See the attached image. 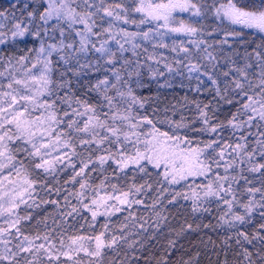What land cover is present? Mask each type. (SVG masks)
<instances>
[{
    "label": "snow or ice",
    "instance_id": "obj_1",
    "mask_svg": "<svg viewBox=\"0 0 264 264\" xmlns=\"http://www.w3.org/2000/svg\"><path fill=\"white\" fill-rule=\"evenodd\" d=\"M177 10L189 19L177 21ZM225 21L242 28L228 30ZM244 28L259 33V42ZM170 34L187 39L165 43ZM0 69L8 81L0 84V264H82L81 253L89 264H169L179 237L196 230L190 223L169 227L180 201L201 216L215 205L217 223L204 227L231 233L223 247L234 240L236 264H264V5L249 11L233 0H14L0 10ZM145 75L158 88L184 76L195 80L193 92L212 98L185 95L183 106H166L163 118L154 109L150 118L139 111L149 97L136 94L148 87ZM85 76L95 80L77 96L73 79ZM189 104L191 118L182 111ZM69 168L64 183L78 191L54 186ZM38 189L63 190V205L40 198ZM46 204L57 209L51 225L45 216L33 226L42 231H25L33 220L28 210ZM117 213L126 214L113 223ZM100 216L105 222L95 233ZM77 219L93 234L68 235ZM165 228L174 238L156 258L149 246Z\"/></svg>",
    "mask_w": 264,
    "mask_h": 264
},
{
    "label": "trees",
    "instance_id": "obj_2",
    "mask_svg": "<svg viewBox=\"0 0 264 264\" xmlns=\"http://www.w3.org/2000/svg\"><path fill=\"white\" fill-rule=\"evenodd\" d=\"M221 1H227V0H219ZM14 1H8V0H0V10H5L10 7V5ZM20 3H23V0H20ZM233 3H236L237 6H245L246 10H258L261 8L262 5H264V0H233ZM253 5L255 7H253ZM19 15V13H17ZM207 22V21H206ZM204 22V23H206ZM227 25V24H226ZM199 27V25H197ZM228 30L235 29L236 31H240V28L232 27L230 24L227 25ZM243 33H251L247 36L249 40L255 39L257 42H259L260 34L254 33L249 30L243 29ZM218 38H221L220 36ZM173 38L166 37L165 43H171ZM179 40V39H177ZM186 40V39H185ZM144 43V46L148 48L149 53L153 52V48L150 44H147L145 42H139ZM142 55L141 59H143V52L142 49L140 50ZM157 54L163 53V55L167 56L170 60L172 57L175 56L174 53H171L169 50L166 49H155ZM126 56H130L131 53H125ZM2 70V69H0ZM161 70H163V67L161 65ZM99 75V74H96ZM69 77H71V74H69ZM53 79H58V73H54ZM165 78H160V83L164 82ZM92 80L94 82L95 76L88 77L85 76L81 78L79 81H76L73 79L72 83V90L75 92L77 96H83L86 88H87V81ZM145 82L148 84V87L145 88H138L136 89V94L140 97H149L147 102L145 103L144 109H139L141 114H147L150 118L154 115V109L155 115L158 118L164 117L163 109L166 106H170L172 104H177L178 107L183 106L184 101L183 97L187 95L188 100H201L207 103L212 98V93L204 91L201 94H197L191 90L192 87H195V80L189 81L184 76H176L174 79H172V87L171 88H158V85L155 81H149L147 79V75H145ZM63 95V91L60 93ZM92 99H95V93L89 94ZM60 107H66L64 105H60ZM182 111L185 115H187L189 118L194 113V105L189 104L187 107H183ZM170 114V113H169ZM174 119H178L179 117H173ZM224 117L221 115V119ZM166 127V126H161ZM227 133H225L226 135ZM79 150V149H78ZM72 174V170L69 168L66 171L59 174V183L55 184V187H61L67 188L69 190H79V185H73L71 183L65 184L64 182L69 179V177ZM93 182L98 183L99 179L101 177L98 176V174L93 173ZM33 178H37L35 174H33ZM41 180L44 179L43 175L39 177ZM251 178V177H250ZM199 182V181H198ZM47 183L52 184L53 182L49 179ZM243 183V182H241ZM177 189H179L180 186H176ZM39 191V197L48 199V200H59L60 204L63 205V196L66 195V192L63 190L60 192L59 196L55 192L47 193L46 190H40ZM147 199V198H146ZM75 203V200L72 201ZM150 203L151 201L148 200ZM33 215V220L27 222L28 226L25 228V231L30 233H35L37 230V227L42 231L43 225H39L36 227H33L36 225L37 220L43 219L45 216H49V214H55L57 212V209L52 204H46L43 205L39 209H29ZM139 212L144 215H149V213L144 212L143 207L139 209ZM24 213V208L21 207V214ZM126 213H117L116 216H113L111 218V221L115 223L117 221V218L119 217L120 220L123 219V215ZM85 215L89 216L90 220V214L85 213ZM218 215L215 205H213V213L212 215H198L193 214L191 212V206L190 202L186 201H180L178 205L172 206L170 209V225L169 227L172 229H178L180 225L190 223L193 225V228L196 230H189L186 231L182 236L179 237L177 242V247L175 250L171 252L169 264H182L183 261L191 260L192 264H223L225 260L228 261V264H236L237 259V252L239 249L236 248L234 244V240L230 241L231 247L224 249L223 247V240L226 235H230L225 227H204L206 224L216 225L217 221L215 217ZM105 222V217L100 216L97 218L96 226H95V233H98L102 229L100 228V225ZM260 221L258 218L254 221L253 225H249L248 230L251 231L253 227L258 225ZM49 225H51V216H49L48 220ZM85 225L84 228H80V225ZM199 225L200 227L197 229L196 226ZM68 235H77V234H83V235H92L93 230L89 229L87 227V224L84 220L77 219V221L73 222V227L69 228ZM174 238V233H171L169 231V228H165L162 230V234H158L156 239L151 241L150 243V253L151 255L155 256L156 258H159L161 253L164 252L165 246L167 245V242L169 239ZM197 253L199 254L197 256ZM145 255H149V253H145ZM82 257V264H89V261H86L83 256ZM64 259V258H62ZM143 264V261H142ZM152 264H155V260H152Z\"/></svg>",
    "mask_w": 264,
    "mask_h": 264
},
{
    "label": "rangeland",
    "instance_id": "obj_3",
    "mask_svg": "<svg viewBox=\"0 0 264 264\" xmlns=\"http://www.w3.org/2000/svg\"><path fill=\"white\" fill-rule=\"evenodd\" d=\"M8 1H14V0H8ZM164 2H166V0H164ZM220 3H227V1H221ZM238 7H239V6H238ZM245 10H246V9H245ZM249 11H251V10H249ZM174 16H175V18H176L177 21L182 20V19H183V20H188L190 14L187 13V12H183V13H182V12H179V11L177 10V12L174 13ZM205 22H206V21H205ZM206 23H208V22H206ZM225 24L229 25V23H228L227 21H225ZM230 25H231L232 27H235V28H240V29L242 28L241 25H232V24H230ZM142 27H144L145 30H146L148 26H142ZM244 29H245V30L252 31V32H254V33H257V32H255V30H251V29H247V28H244ZM130 30L135 31L136 29H135L134 26H130ZM257 34H259V33H257ZM167 37L175 38V39H187V37H183V36H175L174 34H170V35L167 36ZM220 37L222 38V33L220 34ZM16 75H17V77L19 78L20 76H22V71L17 72ZM7 82H8L7 79H5V78H0V84H4V85L6 86ZM16 87H19V86H16ZM37 114H38V113H37ZM14 178H15V177H14ZM21 207H23V206H21ZM0 223H2V220H0ZM81 256H83L84 259H85L86 261H89V258L86 257V256H84L83 253H81Z\"/></svg>",
    "mask_w": 264,
    "mask_h": 264
}]
</instances>
